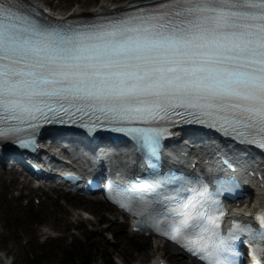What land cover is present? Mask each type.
I'll return each mask as SVG.
<instances>
[{
	"label": "snow or ice",
	"instance_id": "1",
	"mask_svg": "<svg viewBox=\"0 0 264 264\" xmlns=\"http://www.w3.org/2000/svg\"><path fill=\"white\" fill-rule=\"evenodd\" d=\"M142 4L98 23L53 24L17 0H0V135L21 122L87 110L105 126L140 135L155 153L167 128L137 122L166 124L182 112L264 145V0ZM168 181L176 187L156 179L132 196L138 224L167 229L210 264H238L243 232L256 264H264V214L261 227L238 220L225 236L211 192H190L184 177Z\"/></svg>",
	"mask_w": 264,
	"mask_h": 264
},
{
	"label": "rangeland",
	"instance_id": "2",
	"mask_svg": "<svg viewBox=\"0 0 264 264\" xmlns=\"http://www.w3.org/2000/svg\"><path fill=\"white\" fill-rule=\"evenodd\" d=\"M99 1L89 0L85 7ZM79 2L67 0L66 7L56 11L65 13ZM111 222L116 223L115 230L107 228ZM0 251L14 264H84L85 257H90V264H150L161 254L172 264L183 260L196 264L161 239L131 233L128 223L108 204L61 189H37L31 194L19 179L1 174V169Z\"/></svg>",
	"mask_w": 264,
	"mask_h": 264
},
{
	"label": "bare ground",
	"instance_id": "3",
	"mask_svg": "<svg viewBox=\"0 0 264 264\" xmlns=\"http://www.w3.org/2000/svg\"><path fill=\"white\" fill-rule=\"evenodd\" d=\"M29 1H31V3H33L35 5L36 4L41 5V0H29ZM128 1H137V0H128ZM140 1H142V0H140ZM47 2L50 3L51 5H53L55 9H57V8L63 9L66 7V4H67V0H48ZM88 2H89V0H80V2L78 4L74 5V7H72L69 11H67L63 14L67 15V16H90V15H93L95 11L104 12V11L111 10L114 8L123 7L125 5V2L124 3L117 2L115 4L114 2H112L110 0H100L96 6H94L92 8H86L85 5ZM59 13H62V12H59ZM130 165H131L130 161L126 160L125 161V167H129ZM25 186L30 190V192L37 191V189L30 187V185L28 183H24L23 187H25ZM262 202H264V192L259 191L256 201L253 204H250L249 207L250 206H256ZM115 226H117L116 223L111 222V224H109L107 226V228H109V229L111 228V229L115 230ZM126 234L128 235L127 232H125V235ZM115 236H116V234H115ZM0 262L2 264H14V261L7 258L5 256V254H3L1 251H0ZM150 264H153V262H151ZM183 264H189V263H187L186 261L184 262V260H183Z\"/></svg>",
	"mask_w": 264,
	"mask_h": 264
},
{
	"label": "trees",
	"instance_id": "4",
	"mask_svg": "<svg viewBox=\"0 0 264 264\" xmlns=\"http://www.w3.org/2000/svg\"><path fill=\"white\" fill-rule=\"evenodd\" d=\"M90 261H91L90 257H85L84 264H90Z\"/></svg>",
	"mask_w": 264,
	"mask_h": 264
}]
</instances>
